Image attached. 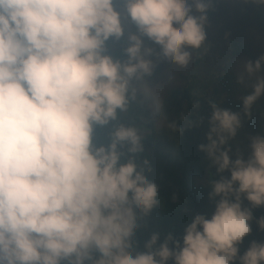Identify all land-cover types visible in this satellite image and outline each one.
<instances>
[{"label": "clouds", "instance_id": "9594fccd", "mask_svg": "<svg viewBox=\"0 0 264 264\" xmlns=\"http://www.w3.org/2000/svg\"><path fill=\"white\" fill-rule=\"evenodd\" d=\"M213 2L0 0V264H264V242L240 249L253 220L243 201L264 206V135L250 139L247 159L228 147L264 97V55L243 64L237 82H255L240 112L209 102L199 151L220 177L210 182L211 217L191 214L182 245L152 230L141 249L137 236L160 189L141 159L145 138L125 118L149 104L181 137L204 124L168 120L147 83L156 64L145 39L157 63L187 68L194 51L209 50ZM127 23L135 31L125 39ZM121 41L117 58L110 43ZM256 223L264 232V216Z\"/></svg>", "mask_w": 264, "mask_h": 264}, {"label": "trees", "instance_id": "16d2710c", "mask_svg": "<svg viewBox=\"0 0 264 264\" xmlns=\"http://www.w3.org/2000/svg\"><path fill=\"white\" fill-rule=\"evenodd\" d=\"M247 5L249 11L253 12L252 19L250 17L251 22L264 34V6L256 5L251 0ZM116 8L119 9V4ZM219 13L220 5L217 0H214L208 13V21L215 20ZM123 47V41L110 43V53L114 57L123 58ZM223 47L224 59L221 55L220 63L215 66L216 73L212 87L176 86L161 99L164 114L169 121L179 120L181 115H186L193 121L203 120V125L186 129L182 137L179 134H173L167 129L162 119L153 117L149 104H145L143 108L133 106L125 118V122L135 123L145 138V153L141 159L149 161L152 172L148 178L156 182L160 189V206L151 213L148 229L137 234L141 249L143 240L152 230L159 231L162 238L172 231L174 240L182 245L184 235L182 227L190 221L191 214L199 213L210 218L215 210V202L209 199L210 182L219 180L220 177L215 174V169L209 168L206 154L199 151L200 145L208 143L207 120L211 111L209 102L216 100L222 108L234 113L240 112L241 98L252 91L251 85L255 82V77L247 80L243 85L239 84L236 59L247 56L255 62L260 57L249 50L237 37H232ZM151 59L156 64V68L147 82L157 80L162 72V61L157 63V58L154 56ZM198 61L204 63L205 59L201 57ZM258 75L264 76V72ZM196 79L197 77L193 80ZM191 80L192 78L188 83ZM195 103L199 104L198 109L193 108ZM258 135H264V97L253 105L251 118L243 119L242 128L238 131L236 138L229 141L228 147L232 149L230 158L234 160L237 153H240L247 159L250 155V139ZM209 174H212L211 177ZM224 175L230 178V173L225 172ZM243 207L251 208L253 220L250 222L251 233L240 245L241 254L251 242H264V232L259 230L256 223L264 216V206L252 208L249 202L244 200ZM169 264H172V261H169Z\"/></svg>", "mask_w": 264, "mask_h": 264}, {"label": "rangeland", "instance_id": "374dc122", "mask_svg": "<svg viewBox=\"0 0 264 264\" xmlns=\"http://www.w3.org/2000/svg\"><path fill=\"white\" fill-rule=\"evenodd\" d=\"M217 1L220 5V13L215 20H209L206 25V43L209 45V50L194 51L192 61L187 68H179L162 62L161 75L157 80L147 82L149 86L155 87V95L160 102L163 96L176 86L212 87L216 73L215 66L220 63L221 55L224 59L223 46L232 37L241 39V42L254 54L264 55V34L251 22L253 12L249 11L247 5L249 0ZM121 7L119 4V9ZM130 31L134 32L135 26L127 23L125 38ZM145 45L153 48L155 58L159 56V50L147 39H145ZM201 57L205 59L204 63L198 61ZM236 60V71L240 74L243 70V64L250 61V59L247 56H240ZM196 77L197 79L193 80ZM191 78L192 80L188 83Z\"/></svg>", "mask_w": 264, "mask_h": 264}]
</instances>
